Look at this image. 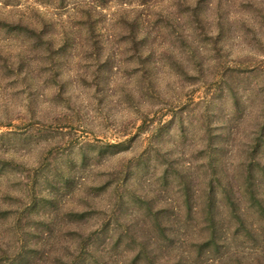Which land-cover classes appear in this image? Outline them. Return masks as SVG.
Wrapping results in <instances>:
<instances>
[{
  "label": "rangeland",
  "instance_id": "1",
  "mask_svg": "<svg viewBox=\"0 0 264 264\" xmlns=\"http://www.w3.org/2000/svg\"><path fill=\"white\" fill-rule=\"evenodd\" d=\"M0 264H264V0H0Z\"/></svg>",
  "mask_w": 264,
  "mask_h": 264
}]
</instances>
